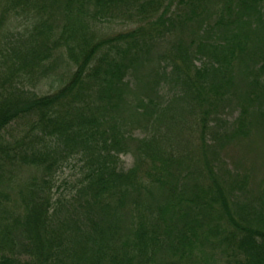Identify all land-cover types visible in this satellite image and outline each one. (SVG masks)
Wrapping results in <instances>:
<instances>
[{
	"label": "trees",
	"instance_id": "obj_1",
	"mask_svg": "<svg viewBox=\"0 0 264 264\" xmlns=\"http://www.w3.org/2000/svg\"><path fill=\"white\" fill-rule=\"evenodd\" d=\"M174 100L213 142L264 136V0H0V264H264V179L169 164Z\"/></svg>",
	"mask_w": 264,
	"mask_h": 264
},
{
	"label": "rangeland",
	"instance_id": "obj_2",
	"mask_svg": "<svg viewBox=\"0 0 264 264\" xmlns=\"http://www.w3.org/2000/svg\"><path fill=\"white\" fill-rule=\"evenodd\" d=\"M134 26H125L121 22L113 23L112 25H104V32L107 34H113L116 32L126 31ZM97 28V27H96ZM152 69L154 65L150 64ZM66 72V70H61L59 73ZM153 71H149L146 75L143 73L140 80L134 82L135 88L134 92H142L145 87V83L148 82L150 75ZM51 84V83H50ZM50 84H46L47 90ZM148 88L150 85L147 84ZM245 89L244 81L238 75L235 80L233 92L235 93L229 98L232 101L226 103L230 108L223 110L222 108L217 109V114L222 115V119L227 121V123H233L238 114L240 113L238 109V103L241 100L242 90ZM238 101V103H236ZM173 110L176 113L173 115L174 126L168 131H162L161 146L166 147L170 155L171 165H179L180 167H192L193 165H227L230 170L245 169L251 172V183L253 185L259 184L261 179H264V136L261 134L253 133L254 138L245 141L242 145L232 142L226 135H223L218 141H211L209 137H203V125H195L185 127L187 121H192L187 118L186 105L183 102L174 100ZM214 111L208 104L202 105L198 109V113L194 117L202 115L204 112L212 114ZM181 118L180 122L177 123V118ZM187 119V121H186ZM186 121V122H185ZM139 133H136V137ZM164 149V148H163ZM121 160L124 163V169L128 170L132 168L135 163L134 156L127 155L122 156ZM225 161V162H224ZM69 166L65 167L61 173L58 175L61 181H77L79 179V169L76 160L71 161ZM195 169V167H192Z\"/></svg>",
	"mask_w": 264,
	"mask_h": 264
}]
</instances>
